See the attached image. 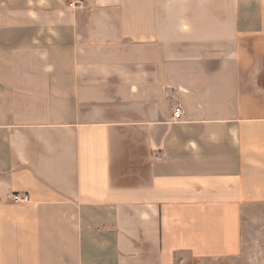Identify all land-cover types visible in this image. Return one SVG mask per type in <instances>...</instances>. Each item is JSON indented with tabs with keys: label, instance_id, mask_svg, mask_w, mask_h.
<instances>
[{
	"label": "crops",
	"instance_id": "obj_1",
	"mask_svg": "<svg viewBox=\"0 0 264 264\" xmlns=\"http://www.w3.org/2000/svg\"><path fill=\"white\" fill-rule=\"evenodd\" d=\"M72 1L0 0V264H264V0Z\"/></svg>",
	"mask_w": 264,
	"mask_h": 264
},
{
	"label": "built area",
	"instance_id": "obj_2",
	"mask_svg": "<svg viewBox=\"0 0 264 264\" xmlns=\"http://www.w3.org/2000/svg\"><path fill=\"white\" fill-rule=\"evenodd\" d=\"M84 1L85 0H73L70 4L74 7V8H78L81 9L84 6ZM181 115V110L180 109H175L173 111L172 116L173 117H177L179 118ZM16 201H27L28 200V196L27 195H22V196H16L15 197Z\"/></svg>",
	"mask_w": 264,
	"mask_h": 264
},
{
	"label": "rangeland",
	"instance_id": "obj_3",
	"mask_svg": "<svg viewBox=\"0 0 264 264\" xmlns=\"http://www.w3.org/2000/svg\"><path fill=\"white\" fill-rule=\"evenodd\" d=\"M82 9V8H81ZM229 262H226L225 264H228Z\"/></svg>",
	"mask_w": 264,
	"mask_h": 264
}]
</instances>
